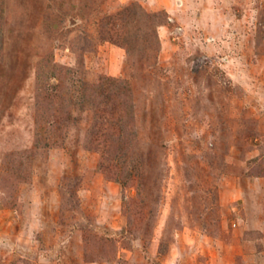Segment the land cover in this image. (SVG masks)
Masks as SVG:
<instances>
[{
    "label": "rangeland",
    "instance_id": "obj_1",
    "mask_svg": "<svg viewBox=\"0 0 264 264\" xmlns=\"http://www.w3.org/2000/svg\"><path fill=\"white\" fill-rule=\"evenodd\" d=\"M0 264H264V0H0Z\"/></svg>",
    "mask_w": 264,
    "mask_h": 264
}]
</instances>
